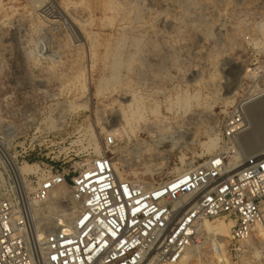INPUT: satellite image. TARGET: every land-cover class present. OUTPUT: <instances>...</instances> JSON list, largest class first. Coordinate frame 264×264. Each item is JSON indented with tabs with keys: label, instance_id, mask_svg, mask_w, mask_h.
Wrapping results in <instances>:
<instances>
[{
	"label": "rangeland",
	"instance_id": "rangeland-1",
	"mask_svg": "<svg viewBox=\"0 0 264 264\" xmlns=\"http://www.w3.org/2000/svg\"><path fill=\"white\" fill-rule=\"evenodd\" d=\"M263 22L264 0H0V142L18 165L42 172L62 164L70 179L114 133L120 177L145 187L164 183L222 148L225 118L264 69ZM129 103L144 116L130 118L137 129L130 138L119 130L127 127L119 110L129 112ZM156 109L168 126L152 135ZM246 131L236 136L242 146ZM211 138L208 149L203 142ZM140 140L155 149L144 152L147 159ZM7 159L0 152V197L29 195L35 175L19 183ZM67 200L46 205L54 226L72 205ZM215 235V248L200 243L188 264L264 261V248L257 260L246 242L238 249L229 227Z\"/></svg>",
	"mask_w": 264,
	"mask_h": 264
},
{
	"label": "built area",
	"instance_id": "built-area-1",
	"mask_svg": "<svg viewBox=\"0 0 264 264\" xmlns=\"http://www.w3.org/2000/svg\"><path fill=\"white\" fill-rule=\"evenodd\" d=\"M253 83L264 95V69ZM242 103L225 118L216 155L154 187L118 175L114 133L70 179L62 164L28 174L36 178L29 195L0 197V264H177L198 241L200 222L224 213L237 219L231 242L241 249L264 218V153L246 154L238 167L230 163L249 122ZM64 184V202L78 209L54 226L43 213Z\"/></svg>",
	"mask_w": 264,
	"mask_h": 264
},
{
	"label": "bare ground",
	"instance_id": "bare-ground-1",
	"mask_svg": "<svg viewBox=\"0 0 264 264\" xmlns=\"http://www.w3.org/2000/svg\"><path fill=\"white\" fill-rule=\"evenodd\" d=\"M258 29L261 32L264 30V22L262 24L259 23ZM262 98L264 99V95L259 93V91H256V89H254L253 91H251V93L248 95V97H246L244 99V101L242 100L243 101L242 106L244 107L246 114H247V117H248V120H249L248 124L246 125V127L243 131L247 130L248 132L246 131V133L248 136L246 135L244 137V139L240 138L244 142L243 146H242V143L240 145V143L235 141L238 143V145L241 146V147L239 146L240 148L245 146L244 149L245 148L246 149H245L244 153H242V155L236 154L235 157L233 159H231L230 163L234 167H238L240 165L241 161L243 160L244 156L248 153H253V154L264 153V141H260L262 138H260L261 136H259V132H258V130L261 128V125H262L261 122L264 120V106H263L264 104L262 105L261 103H259L261 101H258L260 99L262 100ZM258 104H261V105H258ZM128 107H129V112L126 110H124V111L119 110V112H121L123 118L125 119L126 125H127V127L126 126H120L119 130H121V136L130 138L131 134L132 135L135 134L136 130H137L136 127L133 126L134 123L133 124L131 123L130 118L131 117L135 118L134 116H136V115H138V116L140 115V118H143L144 116L142 117L141 113L137 114L138 112L134 110L131 103H129ZM255 110H257V111L259 110L258 111L259 114H258V116H256L255 119H253V115H255L254 114ZM153 113H154V116L157 117L159 120L157 122H154L152 125L150 124L148 126V129L152 135H154L157 132L156 129L161 128V126H162V124H164V121L166 118L165 115H163L159 109L154 110ZM133 121H134V119H133ZM164 126H168V125H164ZM164 126H162L161 129H163ZM243 135H244V133H243ZM238 136H240V135L238 134ZM157 141L159 143H163V140L160 141V139H159ZM252 142H256V144L255 143L251 144ZM139 143L141 144V152H139V153L141 156H143L142 158L147 159L148 155L145 154L144 152L147 150H153L154 151L155 149H152L150 147V145L146 144L145 141H143V140H140ZM203 145L206 146L208 149H212L215 146V141L211 138L207 141H204ZM238 145H236V146H238ZM240 148H237V149H240ZM95 149H96L97 153L100 152V146L96 145ZM244 149H242V150H244ZM242 150H240V151L242 152ZM0 152H3L5 154V156L9 159V160L8 159L7 160L10 162L9 164L11 165V167H10L11 175L14 178V180L18 181L19 183L20 182L24 183V181L26 179V175L31 174V173L35 174L38 172L37 170L34 169V166H35L34 163L33 164L26 163L24 165H18L16 163V161L14 160V156H12L8 152V147H6V145H4L2 142H0ZM115 168H116L118 175L120 176V174L122 173V170L119 169L117 162H115ZM191 169H189V170H191ZM189 170L184 169L183 172L182 171L179 172V175L184 174ZM11 180H13V179H11ZM142 186H144V185H142ZM151 187H154V186H151ZM68 196H69V188H68V186H66L64 184V185L60 186L59 188L55 189V191L51 197H56L57 199H59V198L68 197ZM70 203L72 205L70 207L66 208V211H67L65 213L66 219H69L74 214V212L78 209V205L76 203H74L72 201ZM36 213H38V209L35 210V214ZM221 215L222 214L211 216L212 218L216 217V219H221V221L217 220L216 223L209 220V218H205L200 222L198 241L196 243L192 244V246L186 251L185 255L182 257V259L177 264H188L189 259L191 257V249L199 246L200 243L203 244V243L209 241L210 245H213L215 248V246H216V244H218L219 240L217 239L218 236L214 237L212 235H214V234H216V235H223L224 234L225 235L227 233L228 227H229V234H231L234 226L237 223V219L232 218V216L222 217ZM42 244H43V242L41 241L40 242V248H43ZM246 244L248 246V249H250L251 253H253L252 257L255 260H257L258 257L262 258V256L259 255V253H260L259 251H260V248H264V218H262L260 221L257 222V224L255 225V231H254L253 235L247 240ZM258 264H264V261L260 260V261H258Z\"/></svg>",
	"mask_w": 264,
	"mask_h": 264
}]
</instances>
